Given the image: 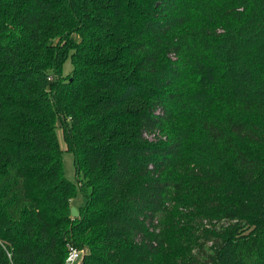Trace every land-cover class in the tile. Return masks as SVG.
I'll return each mask as SVG.
<instances>
[{"label":"trees","instance_id":"16d2710c","mask_svg":"<svg viewBox=\"0 0 264 264\" xmlns=\"http://www.w3.org/2000/svg\"><path fill=\"white\" fill-rule=\"evenodd\" d=\"M71 247L264 264V0H0V264Z\"/></svg>","mask_w":264,"mask_h":264},{"label":"rangeland","instance_id":"374dc122","mask_svg":"<svg viewBox=\"0 0 264 264\" xmlns=\"http://www.w3.org/2000/svg\"><path fill=\"white\" fill-rule=\"evenodd\" d=\"M72 70V63L70 57L66 58L62 66V75L66 77ZM62 128H58L57 137L62 150V170L64 175L70 181L77 183V177L75 172L74 158L70 151L66 150L64 141L62 139ZM85 203V196L80 189L77 190L76 196L72 199V205L79 206ZM76 264H81V260L78 259Z\"/></svg>","mask_w":264,"mask_h":264},{"label":"built area","instance_id":"2783aa9c","mask_svg":"<svg viewBox=\"0 0 264 264\" xmlns=\"http://www.w3.org/2000/svg\"><path fill=\"white\" fill-rule=\"evenodd\" d=\"M84 254V249H76L71 247L68 255L66 256L65 259V264H76V261L80 259L82 261V257Z\"/></svg>","mask_w":264,"mask_h":264},{"label":"water","instance_id":"95a60500","mask_svg":"<svg viewBox=\"0 0 264 264\" xmlns=\"http://www.w3.org/2000/svg\"><path fill=\"white\" fill-rule=\"evenodd\" d=\"M70 213L73 218L78 217L79 215L77 207L73 205L70 207Z\"/></svg>","mask_w":264,"mask_h":264},{"label":"crops","instance_id":"0c3cea01","mask_svg":"<svg viewBox=\"0 0 264 264\" xmlns=\"http://www.w3.org/2000/svg\"><path fill=\"white\" fill-rule=\"evenodd\" d=\"M75 206V205H74ZM80 206V205H79ZM75 207H78V206H75Z\"/></svg>","mask_w":264,"mask_h":264}]
</instances>
